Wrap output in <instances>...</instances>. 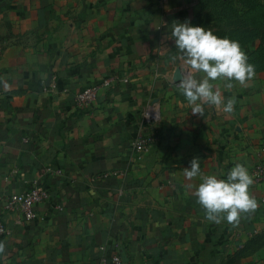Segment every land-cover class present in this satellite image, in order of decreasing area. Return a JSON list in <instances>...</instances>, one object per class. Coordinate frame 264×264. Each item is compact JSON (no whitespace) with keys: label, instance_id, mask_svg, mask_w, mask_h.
I'll list each match as a JSON object with an SVG mask.
<instances>
[{"label":"crops","instance_id":"1","mask_svg":"<svg viewBox=\"0 0 264 264\" xmlns=\"http://www.w3.org/2000/svg\"><path fill=\"white\" fill-rule=\"evenodd\" d=\"M161 1L0 0V264L113 254L129 264H264V183L251 186L258 209L233 227L206 219L188 187L202 181L183 174L194 158L225 180L237 163L251 174L264 159V71L248 86L219 82L236 98L232 113L192 114L172 82L182 62L168 37L173 21L204 27L201 6L166 0L178 13L160 29ZM108 78L95 102L76 104ZM140 134L156 138L144 154L133 148ZM33 187L49 197L31 220L5 211Z\"/></svg>","mask_w":264,"mask_h":264},{"label":"clouds","instance_id":"2","mask_svg":"<svg viewBox=\"0 0 264 264\" xmlns=\"http://www.w3.org/2000/svg\"><path fill=\"white\" fill-rule=\"evenodd\" d=\"M168 38H174L181 53L182 67L178 87L191 106L192 114L204 116V105L214 106L224 113H232L236 98L225 99L219 82L232 89L233 83L248 86L256 76V67L249 63L248 56L238 41L220 38L205 27L192 26L190 20L183 23L173 21ZM197 74H201L197 78ZM176 83V78L172 81ZM183 174L188 181L199 178L202 182L195 187L197 203L205 210L206 219L216 224L226 221L233 227L239 226L242 218L253 214L259 207L251 192L255 183L248 168L237 163L227 174V179L216 175H205L199 159L190 162ZM5 242L0 241V254L5 253Z\"/></svg>","mask_w":264,"mask_h":264},{"label":"built area","instance_id":"3","mask_svg":"<svg viewBox=\"0 0 264 264\" xmlns=\"http://www.w3.org/2000/svg\"><path fill=\"white\" fill-rule=\"evenodd\" d=\"M166 0L161 1V8H162V22L160 25V29L164 26L168 25L170 22L171 17L178 13V9H174L171 7L165 6ZM2 66V53L0 50V70ZM181 70V69H180ZM180 70L178 68L175 70V76H180ZM111 78L105 79L102 83L97 85H88L81 91H79L76 95V104L79 107H84L92 104L97 99L99 91L110 84ZM158 115H150L147 114L148 120H156ZM155 135L153 134H140L133 142V148L139 154H144L149 151V149L155 143ZM258 154L260 156H264V140L259 146ZM251 175L255 183H264V159L257 162L252 171ZM49 194L46 190L33 187L25 193L20 194H13L8 198V201L5 204V211L8 212H15L19 211L23 214L26 220H31L35 216V207L38 203H41L47 200ZM264 201V198H263ZM57 208L62 210L63 207L58 205ZM7 232L6 227L0 222V234H5ZM99 264H129L125 261L120 255L113 254L110 257H103Z\"/></svg>","mask_w":264,"mask_h":264},{"label":"rangeland","instance_id":"4","mask_svg":"<svg viewBox=\"0 0 264 264\" xmlns=\"http://www.w3.org/2000/svg\"><path fill=\"white\" fill-rule=\"evenodd\" d=\"M211 5H231V7L229 6L230 10L228 9V11H223L222 7V9L215 7V10L212 9L210 11L211 17L207 18V21L202 26L207 28V30L211 29L213 33L218 28L220 37L225 38L226 36L221 35L228 34L227 38L234 41H238V36L243 37V34L239 32L240 29H248L249 26L257 27L259 33H250L251 42H249V46L264 53V10L252 7V5L264 6V0H218ZM221 12L224 13L222 17L219 16ZM241 15H245V17H241ZM232 29H235V33L231 32ZM239 44L241 43L239 42ZM249 63L253 64L251 60H249ZM181 67L182 65L178 66V70ZM176 83L178 86L179 81H176Z\"/></svg>","mask_w":264,"mask_h":264},{"label":"trees","instance_id":"5","mask_svg":"<svg viewBox=\"0 0 264 264\" xmlns=\"http://www.w3.org/2000/svg\"><path fill=\"white\" fill-rule=\"evenodd\" d=\"M198 2V4L201 6V11H202V15H200V18L198 19L200 24L203 25L206 21H207V18L211 17V10L214 9L215 7H218L220 9L223 8V11L224 10H227L228 9L230 10V7L231 5H211L213 2H216L218 0H196ZM230 6V7H229ZM222 7V8H221ZM253 8H257V9H261V10H264V6L263 5H252ZM215 10V9H214ZM220 17L224 16V13L221 12ZM241 17H245V15H241ZM217 20V19H216ZM258 26V25H257ZM259 28V26H258ZM238 31V30H237ZM219 30L218 28L214 31L213 34L217 35L218 37L219 34H218ZM231 32H234L235 33V29H232ZM239 32L241 34H243V37H240L238 36V42H240L241 44V47L243 49H246V54L248 56V59L252 61V63L255 65L256 67V72H259L261 70H264V53L263 52H260L258 49H252L249 45V42H251L250 40V33L254 34V33H259L257 27H250L247 29H244V30H239ZM221 36H226L225 38H227L228 34L226 35H221ZM222 38V37H220ZM244 38V39H243ZM244 41V42H243ZM248 41V42H247Z\"/></svg>","mask_w":264,"mask_h":264},{"label":"water","instance_id":"6","mask_svg":"<svg viewBox=\"0 0 264 264\" xmlns=\"http://www.w3.org/2000/svg\"><path fill=\"white\" fill-rule=\"evenodd\" d=\"M175 78H176V81H179V77L175 76Z\"/></svg>","mask_w":264,"mask_h":264}]
</instances>
